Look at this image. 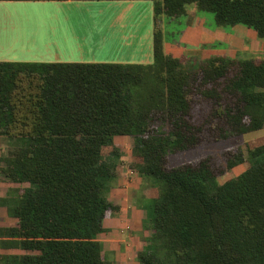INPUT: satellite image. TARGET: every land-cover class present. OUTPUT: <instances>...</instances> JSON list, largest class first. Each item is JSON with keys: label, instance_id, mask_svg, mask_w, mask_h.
Listing matches in <instances>:
<instances>
[{"label": "trees", "instance_id": "1", "mask_svg": "<svg viewBox=\"0 0 264 264\" xmlns=\"http://www.w3.org/2000/svg\"><path fill=\"white\" fill-rule=\"evenodd\" d=\"M153 61L0 62V180L27 183L7 204L0 264H113L97 236L119 206L108 182L122 166L114 136L131 138L132 167L154 179L138 264H264V135L169 166L172 152L264 129V58L166 53L170 20L188 8L216 27L264 39V0H152ZM248 162L222 183L217 176Z\"/></svg>", "mask_w": 264, "mask_h": 264}, {"label": "crops", "instance_id": "2", "mask_svg": "<svg viewBox=\"0 0 264 264\" xmlns=\"http://www.w3.org/2000/svg\"><path fill=\"white\" fill-rule=\"evenodd\" d=\"M176 29L180 30L176 39L168 34L164 40L166 53L173 57L225 53L236 58H264V39L255 30L242 24L216 27L210 13L194 6L188 8L187 16L169 21L167 31ZM2 61L151 63L153 1L0 0ZM12 142L0 137V148ZM23 184L0 180V227L12 226L10 220L16 222L8 214L7 204L12 203L16 189L27 186ZM146 188L140 205L154 194V187ZM107 190H111L106 192L108 200L119 206L110 218L123 210L120 199L127 201V197L111 185ZM136 209V217L143 215L142 208Z\"/></svg>", "mask_w": 264, "mask_h": 264}, {"label": "rangeland", "instance_id": "3", "mask_svg": "<svg viewBox=\"0 0 264 264\" xmlns=\"http://www.w3.org/2000/svg\"><path fill=\"white\" fill-rule=\"evenodd\" d=\"M262 135H264V129L219 139L186 150L172 152L168 155L167 162L169 166H177L196 158L209 154H216L236 146L243 150L244 156L247 158L248 144ZM130 141L131 138L127 135L114 136V143L121 152L120 155L114 157V161L122 166V172L118 178L110 180L108 185L113 186L116 193H123V196L125 198L127 197V201L123 198L120 199L123 203L121 204L122 207L133 206V209L127 208L128 210L126 211L123 208V210L119 212H114L112 217L105 218L103 220L105 230L97 236V239L101 242L103 256L111 260L113 264H138L136 254L146 245L147 237L150 235V231L143 229L142 222L140 221V218H144L146 215L145 210L149 207L147 204L149 200H145V202H143L144 204L141 205L139 203L142 198H144L142 193L147 189L146 187L151 186L156 188V183L154 179L142 178L129 166L131 163H129V161L134 159H132ZM247 166L248 162L238 164L218 175L216 181L222 183L229 178L235 177L244 171ZM23 185L28 186L27 183ZM107 191L109 194L111 190H106V192ZM154 192L155 190H152L151 194ZM131 201L132 205L129 203ZM136 208L143 209V211L142 209L140 210L143 214L140 215L141 217L139 215L136 217ZM10 222L11 225L16 223H12V220H10ZM6 252L23 253L24 251L20 249H0V253Z\"/></svg>", "mask_w": 264, "mask_h": 264}]
</instances>
